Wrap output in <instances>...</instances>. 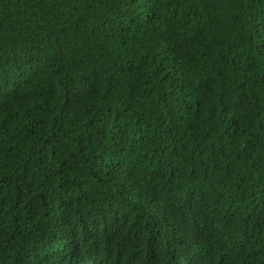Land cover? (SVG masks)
I'll return each instance as SVG.
<instances>
[{
    "label": "trees",
    "instance_id": "1",
    "mask_svg": "<svg viewBox=\"0 0 264 264\" xmlns=\"http://www.w3.org/2000/svg\"><path fill=\"white\" fill-rule=\"evenodd\" d=\"M264 264V0H0V264Z\"/></svg>",
    "mask_w": 264,
    "mask_h": 264
},
{
    "label": "clouds",
    "instance_id": "2",
    "mask_svg": "<svg viewBox=\"0 0 264 264\" xmlns=\"http://www.w3.org/2000/svg\"><path fill=\"white\" fill-rule=\"evenodd\" d=\"M166 247L169 256L165 257V264H214L215 261L214 257L202 256L199 245L194 241H176L175 237Z\"/></svg>",
    "mask_w": 264,
    "mask_h": 264
}]
</instances>
